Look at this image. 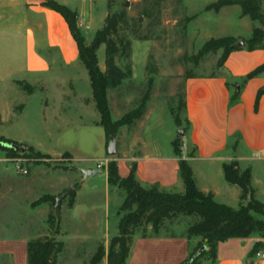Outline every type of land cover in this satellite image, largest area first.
I'll use <instances>...</instances> for the list:
<instances>
[{
	"label": "rangeland",
	"instance_id": "obj_1",
	"mask_svg": "<svg viewBox=\"0 0 264 264\" xmlns=\"http://www.w3.org/2000/svg\"><path fill=\"white\" fill-rule=\"evenodd\" d=\"M123 1L133 3L126 10L128 26L122 31L130 49L115 56L111 65L123 76L106 95L111 121L127 122L125 125L116 127L111 135L106 133L88 71L80 62L67 68L53 67L50 73L36 76L37 82L0 93V138L26 147L25 152L0 149V229H11L13 238L80 232L92 240L89 248L101 246L116 235L124 200V191L107 182L110 163H117L122 176L124 167L119 161L131 167L135 158L172 152L175 156L174 147L180 148L184 157V82L189 75L219 72L220 53L201 57V50L211 38L238 31L241 23L236 12L207 13L203 2L185 0H147L154 13L141 23L138 19L144 0H107V6L111 3L108 14L122 12ZM157 1L159 7L154 5ZM104 24L99 14L93 22L86 21L88 29L82 31L87 43ZM97 55L105 71V45ZM142 105L143 113L136 118ZM110 137L116 139L114 156L107 152ZM238 154H242L241 148ZM73 167L101 169L102 173L83 182ZM70 187L76 189L77 198L68 195L57 203L55 198ZM75 198L77 204L71 209ZM50 216L53 220L49 222ZM189 222L190 218H181L178 224L182 228ZM175 225L162 233L179 231ZM254 237L258 234L230 242L242 246Z\"/></svg>",
	"mask_w": 264,
	"mask_h": 264
},
{
	"label": "crops",
	"instance_id": "obj_2",
	"mask_svg": "<svg viewBox=\"0 0 264 264\" xmlns=\"http://www.w3.org/2000/svg\"><path fill=\"white\" fill-rule=\"evenodd\" d=\"M58 1L75 11L78 21L83 20L85 25L87 20L93 22L98 14L103 23L108 15L107 0ZM185 1L203 2L206 8L217 0ZM44 2L0 0V93L17 89L19 84L37 82L36 76L50 73L53 67L67 68L79 62L78 47L67 22L59 13L45 7ZM230 11L236 12L241 26L238 31L222 37L249 39L255 24L249 17L241 16L238 5L223 7L217 14ZM243 44L240 41V45ZM260 67L264 68V48L249 51L242 47L229 54L218 73L187 78L184 82L185 116L190 128L184 138L183 159L189 162L200 191L212 193L216 202L233 208L239 205L241 189L229 184L223 172V164L232 160H237L242 170L251 169V186L264 207V69L259 75L241 81L240 101L233 106L229 104L230 91L226 82L228 78L241 80ZM237 88H241L240 84ZM236 134L240 138L242 154H232L228 149L230 139ZM119 162L123 163L121 177L125 178L130 173V166L125 161ZM134 164L136 178L142 185L157 186L168 193L177 190V193H184L179 158L173 152L166 156L135 158ZM77 195L76 191L74 196ZM76 198L71 209L77 204ZM175 224L174 229L179 231L172 235L162 233L157 237H143L137 233L127 264H179L184 261L190 248L187 225L181 228L178 222ZM0 233L4 234L0 236V264H27L29 237L13 238L11 229L5 226ZM115 234H118V227ZM46 236L53 235L41 237ZM54 237L65 244L57 264H91V258L100 246L89 248L92 240L80 232ZM110 239L111 236L101 244L106 255L99 264H107ZM230 240L217 244L215 264H264V259L249 257L254 244L259 240L264 243V237H254L242 246ZM199 241L193 239L191 244ZM262 251L264 253V248Z\"/></svg>",
	"mask_w": 264,
	"mask_h": 264
},
{
	"label": "trees",
	"instance_id": "obj_3",
	"mask_svg": "<svg viewBox=\"0 0 264 264\" xmlns=\"http://www.w3.org/2000/svg\"><path fill=\"white\" fill-rule=\"evenodd\" d=\"M159 3V1L154 2V5L159 7ZM110 4L108 2L109 11ZM43 5L59 13L67 22L78 47V60L88 71L93 99L102 119L101 126L108 135H111L116 127L127 123L111 121L106 92L123 76L111 64L117 54L126 48L130 49V41L125 40L122 31L125 26H128L126 10L133 3L123 1L121 2L122 12L117 15L108 14L104 26L95 33L90 43H87L82 29L78 26V14L75 11L58 0H45ZM230 5H238L241 9V16L249 17L255 27L252 36L247 40L220 37L211 38L204 44L200 53L201 57L209 53H220L217 62L218 69L223 67L227 57L233 51L240 50L242 47H246L249 51L264 48V0H217L206 6L205 11L217 13L223 7ZM153 9L152 4L144 0L138 22L141 23L143 18H151L154 13ZM131 21L135 22L136 26L135 18ZM134 33H138L137 29H134ZM240 41L244 43L243 46L240 45ZM102 45L106 47L105 71L101 70L97 55ZM263 69L260 67L254 70L241 80L227 79L230 106L240 101L243 86L241 81L259 75ZM191 77L195 76H187V78ZM239 84L240 89L237 88ZM182 106L186 114L185 93ZM143 109L142 105L135 113L136 118L142 115ZM186 123L188 131L190 124L187 120ZM240 143L239 135H234L228 143L229 151L232 154H238ZM5 144H9L8 141L0 138V149L12 150ZM174 149L175 156L179 158V174L184 185V193H168L161 191L157 186L142 185L136 178L135 164L130 167L129 175L123 178L119 175L117 163H110L107 169V182L110 186L124 191V200L118 212V234L112 237L109 243L107 264H127L131 245L137 233L143 237H157L181 218H190L186 226L190 248L187 258L179 264H203L205 261L215 264L218 243L234 238H248L256 234L260 239L264 237V207L255 197V190L251 186L250 168L242 170L237 160L223 164L226 181L241 189L239 205L233 208L216 202L212 193L200 191L189 162L183 159L180 148L174 147ZM52 220L50 216L49 222ZM193 239H200V241L193 245L191 244ZM202 247H205L203 251H201ZM64 248V242L57 240L54 236L30 239L27 242V264H57L58 256ZM263 248L264 243L259 240L254 244L249 257L254 258ZM105 255V248L101 245L97 248L90 263H101Z\"/></svg>",
	"mask_w": 264,
	"mask_h": 264
},
{
	"label": "water",
	"instance_id": "obj_4",
	"mask_svg": "<svg viewBox=\"0 0 264 264\" xmlns=\"http://www.w3.org/2000/svg\"><path fill=\"white\" fill-rule=\"evenodd\" d=\"M242 45V43H241ZM6 147L8 148H13L15 150L20 149L22 152L26 151V147H18L13 144H5ZM116 139L114 137L109 138V143H108V148L107 152L109 156H114L116 154ZM74 170L78 171L82 176L83 180L86 181L90 176H96L102 173L101 169H90V170H85V169H80L73 167ZM68 195H76V189L74 187H70L69 189L65 190L61 195L55 198V201L57 203L61 202L66 196ZM205 247L201 248V251H203Z\"/></svg>",
	"mask_w": 264,
	"mask_h": 264
},
{
	"label": "built area",
	"instance_id": "obj_5",
	"mask_svg": "<svg viewBox=\"0 0 264 264\" xmlns=\"http://www.w3.org/2000/svg\"><path fill=\"white\" fill-rule=\"evenodd\" d=\"M78 26L83 29V28H87V26L85 25L84 21L81 20V21H78ZM257 258H260V259H264V253L263 251H260L257 253L256 255Z\"/></svg>",
	"mask_w": 264,
	"mask_h": 264
}]
</instances>
